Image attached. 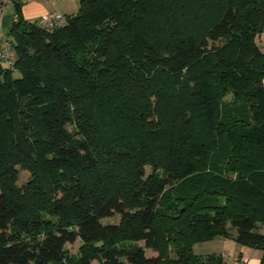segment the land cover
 <instances>
[{
    "label": "trees",
    "instance_id": "trees-1",
    "mask_svg": "<svg viewBox=\"0 0 264 264\" xmlns=\"http://www.w3.org/2000/svg\"><path fill=\"white\" fill-rule=\"evenodd\" d=\"M78 1L55 30L15 2L0 264H264V0Z\"/></svg>",
    "mask_w": 264,
    "mask_h": 264
},
{
    "label": "crops",
    "instance_id": "crops-1",
    "mask_svg": "<svg viewBox=\"0 0 264 264\" xmlns=\"http://www.w3.org/2000/svg\"><path fill=\"white\" fill-rule=\"evenodd\" d=\"M75 1L78 0H26L25 2L20 4L19 8L22 18L26 22L34 23L45 14L53 11H56L62 15L75 14L74 12H76L75 10L77 8ZM16 8H17V4L15 2H11L10 4L7 5V7L5 8L2 14L1 25H2V30L6 35L8 33V28L11 27V24L13 22V18L16 13ZM260 46L262 52L264 53V30L260 37ZM216 239L220 240V242L218 243H221V246L219 249L212 251L213 252L212 255H217V256L227 255L230 258L241 257L242 259L245 258L247 259L246 264H261V252L259 250L241 247L237 245L233 240H226L221 238H216ZM216 239H213L212 241L209 242H205L203 244L212 245L211 243H216L215 241H218ZM227 241H230L233 244L232 246L229 247L230 248L229 252H227L225 248L226 247L225 243H228ZM220 249H224L225 252H227V254L225 253L221 254V252H218V250ZM214 252H218V254ZM204 254L205 256L206 254L208 255V253H204ZM224 264H231V263L226 262Z\"/></svg>",
    "mask_w": 264,
    "mask_h": 264
},
{
    "label": "built area",
    "instance_id": "built-area-1",
    "mask_svg": "<svg viewBox=\"0 0 264 264\" xmlns=\"http://www.w3.org/2000/svg\"><path fill=\"white\" fill-rule=\"evenodd\" d=\"M26 0H0V65L4 68H8L12 70L14 68V49L12 44L10 43L7 35L2 30L1 19L2 14L11 2H19L23 3ZM15 17L13 18V20ZM36 24L40 28H45L49 30H55L57 28L63 27L66 24V18L64 15L53 11L45 14L41 18L36 21ZM222 258L226 262H230L231 264H246L247 259L240 260L237 257L230 258L227 255H222Z\"/></svg>",
    "mask_w": 264,
    "mask_h": 264
},
{
    "label": "rangeland",
    "instance_id": "rangeland-1",
    "mask_svg": "<svg viewBox=\"0 0 264 264\" xmlns=\"http://www.w3.org/2000/svg\"><path fill=\"white\" fill-rule=\"evenodd\" d=\"M75 4L77 6L75 11L77 12L79 1H75ZM76 12H74V13H76ZM8 30H9V28H8ZM20 175H21V182H23L27 179V174L21 173ZM109 222H117V219H112ZM260 231L264 233V228H260ZM216 240H218V241H215L216 243H211L212 245H204L203 243L195 245L193 248V253H195L196 255H200V256H205L204 253H208V255H212V253H213L212 251L219 249L221 246V243H218V242H220V240L219 239H216ZM227 242L228 243H225L226 244L225 248H226V251L229 252V250H230L229 247L232 246L233 244L230 241H227ZM222 243H223V241H222ZM79 248H80V242H78V241L75 242L73 245H67L66 246L68 253L73 257H75L79 254ZM206 251H208V252H206ZM218 252H221V254L222 253L227 254V252H225L224 249H220V250H218ZM218 252H214V253L218 254ZM209 253H211V254H209ZM146 254H147V256H154L155 255L151 250H147Z\"/></svg>",
    "mask_w": 264,
    "mask_h": 264
}]
</instances>
